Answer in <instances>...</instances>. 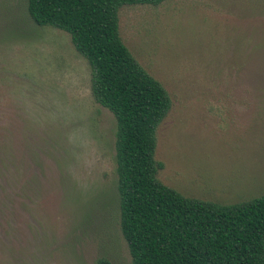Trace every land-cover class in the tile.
<instances>
[{"label": "rangeland", "instance_id": "1", "mask_svg": "<svg viewBox=\"0 0 264 264\" xmlns=\"http://www.w3.org/2000/svg\"><path fill=\"white\" fill-rule=\"evenodd\" d=\"M120 35L172 98L159 178L222 204L264 194V0L124 5ZM71 34L0 0V264H133L117 120Z\"/></svg>", "mask_w": 264, "mask_h": 264}, {"label": "trees", "instance_id": "2", "mask_svg": "<svg viewBox=\"0 0 264 264\" xmlns=\"http://www.w3.org/2000/svg\"><path fill=\"white\" fill-rule=\"evenodd\" d=\"M163 1L28 0V11L38 25L71 34L91 66L94 99L116 117L120 224L133 264H264V194L222 204L185 196L159 178L157 130L172 98L124 43L119 12Z\"/></svg>", "mask_w": 264, "mask_h": 264}]
</instances>
